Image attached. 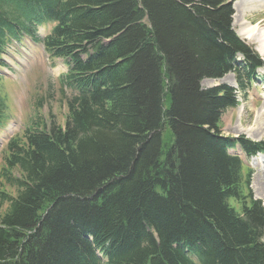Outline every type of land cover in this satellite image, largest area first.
Masks as SVG:
<instances>
[{"label": "trees", "instance_id": "trees-1", "mask_svg": "<svg viewBox=\"0 0 264 264\" xmlns=\"http://www.w3.org/2000/svg\"><path fill=\"white\" fill-rule=\"evenodd\" d=\"M232 16L229 0H0V66L30 37L68 67L64 122L7 145L0 264H264V206L231 153L264 143L224 136L236 92L201 87L235 72L246 91L264 66Z\"/></svg>", "mask_w": 264, "mask_h": 264}, {"label": "rangeland", "instance_id": "rangeland-1", "mask_svg": "<svg viewBox=\"0 0 264 264\" xmlns=\"http://www.w3.org/2000/svg\"><path fill=\"white\" fill-rule=\"evenodd\" d=\"M229 3L233 10L234 31L264 59L260 44L250 41L243 33L244 28L254 26L258 28V24L264 20L262 0H229ZM243 12L246 17L241 21ZM52 28V24L39 27V37L44 39ZM238 58L243 62L242 56ZM3 59L5 64L0 67V94L7 104V120L0 128V169L4 165L9 140L17 136L23 137L34 119L49 121L53 116L57 119L56 122L63 123L67 112V92L65 97L60 82L61 76L68 71L63 60L52 61L43 44L33 42L30 37L13 41L8 46ZM256 76L251 84H247L246 91H240L237 75L234 72L221 79H205L201 82V87L204 89L227 86L238 90L239 107L226 110L222 114L221 132L224 136L233 138L244 136L251 141L264 143V128L259 126V116L264 111V68L259 69ZM231 153L241 155L251 169V189L254 199L261 201L264 206L263 199L258 198L254 189V184L259 187L262 185L261 182H255L261 170L256 164L258 160L264 159V153L258 154L249 161L240 149L232 150Z\"/></svg>", "mask_w": 264, "mask_h": 264}, {"label": "bare ground", "instance_id": "bare-ground-1", "mask_svg": "<svg viewBox=\"0 0 264 264\" xmlns=\"http://www.w3.org/2000/svg\"><path fill=\"white\" fill-rule=\"evenodd\" d=\"M264 1L262 0V7L264 8ZM245 6V5H244ZM245 9V8H244ZM241 21L245 20L246 15L243 13ZM250 27V26H249ZM244 35H247V39L250 41H255L256 43H259L261 46V55L264 56V20L258 24L257 27L252 28H244L243 29ZM243 35V34H242ZM259 126L261 128H264V111L262 112V115L259 116ZM259 159V158H258ZM259 168H261L259 175L255 182H261V187H259L257 184H254V189L258 195V198H262L264 201V159L258 160L256 164Z\"/></svg>", "mask_w": 264, "mask_h": 264}]
</instances>
